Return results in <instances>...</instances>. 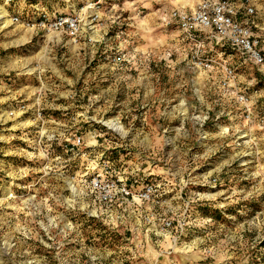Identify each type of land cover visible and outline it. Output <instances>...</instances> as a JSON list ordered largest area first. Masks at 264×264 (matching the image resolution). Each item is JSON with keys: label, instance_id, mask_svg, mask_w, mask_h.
Segmentation results:
<instances>
[{"label": "rangeland", "instance_id": "rangeland-1", "mask_svg": "<svg viewBox=\"0 0 264 264\" xmlns=\"http://www.w3.org/2000/svg\"><path fill=\"white\" fill-rule=\"evenodd\" d=\"M92 1L0 0V264H264V71L163 22L203 0H105L94 25ZM229 1L264 49V0ZM54 12L77 38L39 25ZM105 160L151 200L102 208Z\"/></svg>", "mask_w": 264, "mask_h": 264}, {"label": "built area", "instance_id": "built-area-1", "mask_svg": "<svg viewBox=\"0 0 264 264\" xmlns=\"http://www.w3.org/2000/svg\"><path fill=\"white\" fill-rule=\"evenodd\" d=\"M68 2L70 0H58ZM105 0L89 2L86 10L90 14L91 23L98 21L97 10ZM255 8L252 4L238 7L229 0H203L191 11L174 10L163 18V22L169 25L176 21L179 29L187 38L195 41L200 34H208L215 45L227 46L234 52L245 57L253 65L264 71V49L262 38L253 29H259L254 17ZM39 25L51 31L59 32L71 39L77 38L83 27V19L77 13H52L51 17H43ZM200 66L211 67L210 59L200 60ZM225 73L230 77L232 70L224 67ZM80 144V138H76L72 148ZM113 164L109 160L101 163L99 171L94 172L89 179V187L95 195L98 204L105 210H110L116 203L124 204L136 196L138 201L151 200L153 188L146 185L136 195L132 194L130 186L116 177ZM159 229L167 230L171 222L166 218L159 219Z\"/></svg>", "mask_w": 264, "mask_h": 264}, {"label": "trees", "instance_id": "trees-1", "mask_svg": "<svg viewBox=\"0 0 264 264\" xmlns=\"http://www.w3.org/2000/svg\"><path fill=\"white\" fill-rule=\"evenodd\" d=\"M97 221V220H96ZM86 227H88V228H91V229H94V230H96V231H98L99 233V235L100 236H102L101 234H104L105 235V232L106 231H108V230H106V228L101 224V223H99V222H95V223H93V221L92 222H89V224H86ZM105 231L104 233H100V231ZM106 233H108L110 236L112 235V236H115L112 232H110V231H108V232H106ZM106 236V235H105Z\"/></svg>", "mask_w": 264, "mask_h": 264}, {"label": "bare ground", "instance_id": "bare-ground-1", "mask_svg": "<svg viewBox=\"0 0 264 264\" xmlns=\"http://www.w3.org/2000/svg\"><path fill=\"white\" fill-rule=\"evenodd\" d=\"M184 4V3H183ZM182 4V5H183ZM5 11L3 9H0V20H3L2 22H6L4 21L6 15H5ZM107 125L111 126L112 128H114L115 130H120L119 126H116V124H113L112 122H107ZM9 245V244H8Z\"/></svg>", "mask_w": 264, "mask_h": 264}]
</instances>
